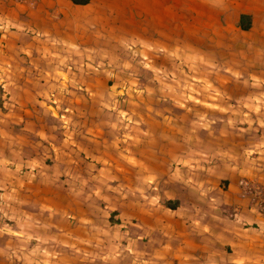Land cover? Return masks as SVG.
I'll return each mask as SVG.
<instances>
[{
	"label": "crops",
	"instance_id": "1",
	"mask_svg": "<svg viewBox=\"0 0 264 264\" xmlns=\"http://www.w3.org/2000/svg\"><path fill=\"white\" fill-rule=\"evenodd\" d=\"M240 179L264 193V0H0V264L110 228L119 264H264Z\"/></svg>",
	"mask_w": 264,
	"mask_h": 264
},
{
	"label": "rangeland",
	"instance_id": "2",
	"mask_svg": "<svg viewBox=\"0 0 264 264\" xmlns=\"http://www.w3.org/2000/svg\"><path fill=\"white\" fill-rule=\"evenodd\" d=\"M136 50H142V49L139 47L136 48L134 45H128L127 49H126V51L131 52L132 54ZM133 56H134V54H133ZM134 57H136L138 65L140 66L139 69L141 71L146 70V71L151 72V67L153 66V64L151 63V61L148 58H145L143 56L141 57V56H139V54H136ZM159 66L160 65H158V66L154 65V69L156 70V72H155L156 75L162 77L163 79H165V81L167 80L169 83L175 84V83H173L176 81V77L174 76V74L168 75L165 72L167 75H163V73L160 71L161 69H159L160 68ZM183 69L185 70L187 75L192 76V72L188 73L187 68H183ZM188 81L193 83L192 80L191 81L188 80ZM185 86H187V84ZM188 87H191V85L187 86L186 90ZM189 94L192 98V99H188L186 96V100L189 103L194 102L193 98H196V100H201V101L204 100L202 96H199V95L195 96V95H192L191 93H189ZM128 102H129V97L125 93V90H123L121 94L117 95L113 99L111 107H114L116 110H120V109H122L121 107L126 105ZM210 102H214V101H210ZM226 114H230V113L229 112H222V111H216V112L209 113V112L202 111L199 115H200L201 119L206 120V119H209L211 117V118L217 120L218 122H220L224 119V116ZM242 182H247L249 186H253V188L257 189L259 193H253V192L245 191L243 186H241ZM238 187L241 190V192L245 196H247L251 201L256 202V203L259 202L258 204L261 206V209L264 210V193H263V190L261 187H259L258 185H256V183L251 182L247 179H240ZM107 228H110V226ZM109 232L112 233V239L109 243L106 244V246L108 248V253H106L104 256H100V255H97V249L93 248V250L90 252L88 257H82L81 254H78L77 256H73L72 260L67 261V264H70L71 262H74V263L76 262V264H119V262L115 260L116 255H114V254H116L115 249L119 247L118 246L119 241L113 237L115 234V230H113V229L111 230V228H110ZM93 246H96V245H93ZM59 256H60V254L58 252H55V254L51 255V256L43 255L42 261L40 262V264H45L47 262H49V264H53V263L59 264ZM25 258H26V260H29V261L34 259V257L32 255H27ZM62 259H64V261H65L64 257ZM125 260H126V258H124L123 262H126ZM10 261H14L12 264L18 263V260L15 256H11Z\"/></svg>",
	"mask_w": 264,
	"mask_h": 264
},
{
	"label": "built area",
	"instance_id": "3",
	"mask_svg": "<svg viewBox=\"0 0 264 264\" xmlns=\"http://www.w3.org/2000/svg\"><path fill=\"white\" fill-rule=\"evenodd\" d=\"M11 1L17 4H24V3H34L39 0H11ZM241 186H243L245 191L259 193L257 189H254L253 186H249L247 182H242Z\"/></svg>",
	"mask_w": 264,
	"mask_h": 264
},
{
	"label": "trees",
	"instance_id": "4",
	"mask_svg": "<svg viewBox=\"0 0 264 264\" xmlns=\"http://www.w3.org/2000/svg\"><path fill=\"white\" fill-rule=\"evenodd\" d=\"M74 5H86L89 0H69Z\"/></svg>",
	"mask_w": 264,
	"mask_h": 264
}]
</instances>
